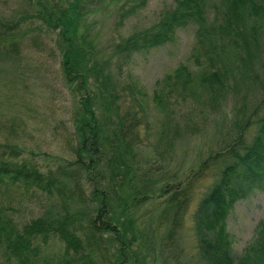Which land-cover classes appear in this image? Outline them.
<instances>
[{
    "label": "trees",
    "instance_id": "16d2710c",
    "mask_svg": "<svg viewBox=\"0 0 264 264\" xmlns=\"http://www.w3.org/2000/svg\"><path fill=\"white\" fill-rule=\"evenodd\" d=\"M148 1H123L117 26H123ZM82 2L66 0L49 9L40 2L36 9L44 25L58 28L60 70L82 94L73 117L72 159L44 171L30 161L11 159L9 156L19 154L17 149L16 153L10 147L0 150V185L5 190L16 188L20 194L47 196L58 208L15 221L0 206L1 255L11 264H131L139 247L130 198L138 194L133 179L139 166L133 154L138 141L146 140L142 127L149 124L148 100L142 105L143 97L136 98V107L118 112V105L112 102L118 97L112 73L99 65L90 45L85 44V30L79 31ZM188 25L195 26L191 56L198 68L180 62L156 80L151 99L158 112L171 117L179 97L177 104L212 110L229 91L240 92L238 84H246L244 91L250 96L264 83V61H258L264 0H173L157 21L119 37L113 45L117 66L121 69L133 55L174 41L178 29ZM14 27L16 31L20 28L17 21L0 30V52L18 50ZM123 88L127 89L125 84ZM252 100L246 97L245 105ZM256 113L255 107L236 121L238 129L232 140L207 155L193 169L187 184L167 196L164 213L170 224L163 243L175 264H264V217L242 253L233 249L226 228L234 203L264 189V112ZM114 114L116 128L108 132ZM185 123V129L194 127V123ZM103 170L109 173L107 179L101 178ZM206 178L209 180L197 191L193 204L192 182ZM192 205L193 254L182 259L183 249L178 248L181 226ZM50 237L58 238L63 246L51 256L42 252Z\"/></svg>",
    "mask_w": 264,
    "mask_h": 264
},
{
    "label": "rangeland",
    "instance_id": "374dc122",
    "mask_svg": "<svg viewBox=\"0 0 264 264\" xmlns=\"http://www.w3.org/2000/svg\"><path fill=\"white\" fill-rule=\"evenodd\" d=\"M123 1L83 0L79 31L85 30V44L90 45L99 65L103 64L112 73V85L118 93L112 102L118 105V112L123 113L129 106L136 107V98L143 97L142 105L148 100L149 124L144 123L142 127V137L146 140L143 143L138 141L133 154V161L139 166L133 179L138 194L130 198V204L139 247L132 254L130 262L175 264L174 258L169 255L170 250L163 243L170 224L164 213L166 198L174 188L180 191L187 184L193 169L207 155L232 140L238 129L236 121L255 107L256 114L264 112V83L250 96L244 91L247 85L238 84L240 92L229 91L219 103H214V108L210 107L212 110L200 111L188 104H177L179 97L176 112L166 117L153 107L152 91L156 80L178 63L185 62L191 68H198L191 56L195 26L178 29L174 41L133 55L130 62L119 69L116 55L113 54L114 43L120 36L157 21L173 3V0H149L143 9L118 27V8ZM40 2H44L49 9L66 3V0H0V30L6 28V23L17 21L20 26L18 31L16 27L13 28L18 50L13 53L0 52V150L14 148L16 153L17 149L19 154L9 156L11 159L30 161L45 171L74 156L70 148L74 133L73 117L80 107L82 91L63 77L58 28L49 29L41 22L36 13ZM258 61L260 64L264 61V34ZM257 70L262 75L261 69ZM124 84L127 89L123 88ZM242 94L243 99L238 97ZM245 96L254 100L245 105ZM116 121L117 115L114 114L109 121L108 132L116 128ZM185 121L190 125L194 123V127L185 129ZM176 125L177 134L174 133ZM107 174L103 170L101 178L107 179ZM208 180H193V204L197 191L203 189ZM0 206L15 221H25L45 210L58 209L47 196L20 194L16 188L5 190L2 185ZM192 210L193 205L187 210L181 226L178 248L183 249L180 254L182 259L193 254L195 237ZM263 217L264 189L255 190L234 203L226 218V228L237 253H242L253 239L256 224ZM43 246L42 252L50 256L58 254L63 248L61 241L53 237L48 238ZM0 264H11L2 257L1 248Z\"/></svg>",
    "mask_w": 264,
    "mask_h": 264
}]
</instances>
